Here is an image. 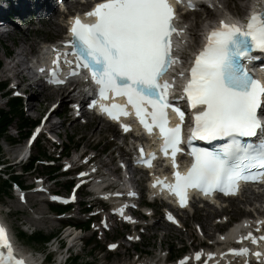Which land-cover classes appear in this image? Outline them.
<instances>
[{"label": "snow or ice", "instance_id": "snow-or-ice-1", "mask_svg": "<svg viewBox=\"0 0 264 264\" xmlns=\"http://www.w3.org/2000/svg\"><path fill=\"white\" fill-rule=\"evenodd\" d=\"M188 7L196 6L190 3ZM84 15L93 17L94 22L84 23L79 16L73 18L69 28L72 38L65 42L69 51L63 54V63L75 64L74 68L70 67V76L81 75L80 70L87 69L92 82L98 86L101 100L109 99L110 93L113 97H126L125 105L101 103V112L117 120L121 115H129L130 106L145 129L151 132L153 127L159 128L163 138L161 151L167 156L171 150L172 166L178 169L175 157L180 151L185 114L170 104L169 92L175 80L183 78L187 83L182 91L191 108L196 110L189 142L228 140L215 151L193 149V159L186 172H173L174 184L165 185L157 180L154 187L168 188L184 206L190 189L205 195L219 191L235 196L241 182L264 179V117L258 114L264 103V82L252 77L245 66L246 61L253 59V50L264 52V12H253L243 26L221 19L219 27L207 33L203 49L189 58L190 76L184 71L169 75L170 69L174 71L173 65L182 62L180 55L173 51L172 36L183 32L174 23L176 13L171 0H99ZM54 51L52 82L63 83L59 78L61 53ZM69 55L74 61L67 59ZM95 103L94 100L90 107ZM169 107L180 118L174 128L167 127ZM146 117L151 118L150 122ZM121 127L124 132L130 131L128 124ZM258 136L259 143L255 144L239 139ZM140 153V162L151 165L154 157H144L143 149ZM24 199L21 194V200ZM168 218L172 219L170 215ZM258 224L264 226V221ZM247 238L255 244L257 239L264 240V235L256 238L249 232ZM109 248L115 249L116 245L111 244ZM230 251L246 254L248 249ZM212 255L209 253V257ZM200 257L201 253L195 254L197 260ZM187 259L179 264H185ZM0 264H25L14 255L13 244L3 226H0Z\"/></svg>", "mask_w": 264, "mask_h": 264}, {"label": "rangeland", "instance_id": "rangeland-1", "mask_svg": "<svg viewBox=\"0 0 264 264\" xmlns=\"http://www.w3.org/2000/svg\"><path fill=\"white\" fill-rule=\"evenodd\" d=\"M226 1V0H225ZM241 2V0H227V4L225 3V6L227 7V9L234 15H243L245 13L244 12H240L239 10H237V5L238 3ZM198 16H202L201 14H198ZM200 19H204V17L202 16ZM188 24L189 25H193V15H190L188 17ZM214 20L213 18H211V21ZM199 23H196L194 25V27L196 28V31H198L200 29L199 27ZM34 30L37 29V26L33 28ZM51 31L52 29L49 27V26H44L41 31H39L38 33L35 32L34 34H30L29 35V39L31 41L34 40V39H37L38 41L40 40H50V38H52V40H54L55 38H59L60 35H54L53 37H49L51 35ZM49 35V36H48ZM16 38L18 40V43L20 42L19 40V35H16ZM36 45V44H35ZM9 50H13V47H12V43L10 41H6V45H5ZM0 53H1V47H0ZM1 56V54H0ZM38 101L39 103L35 104L34 107L36 108H39V109H42V111L44 112L46 110V108L50 105L51 102L54 101V98L52 99H49L47 101V103H41L40 100L43 99V95L42 96H38ZM1 102H0V108L1 107ZM27 114H30V115H33L32 112H29ZM97 126V123L94 122L92 124V127L90 129H86L82 126H78L76 130H72L70 129L69 131H66V133L68 132H72L74 133V135H78V136H81V135H87V137L90 136V133L93 132L94 128ZM16 127L15 124L12 125L11 127V133H12V130ZM63 130V129H62ZM106 131H108V129H105L103 133L106 134ZM68 136H70L68 134ZM0 146H1V151H0V159L1 158H5L6 154H5V150L7 149V147L5 146V143H3V139L0 140ZM28 183V182H27ZM8 196L11 197V194H10V190H8V194L6 195H0V203H3L4 205H6V210H9L10 206L12 207L13 210L16 211V208L14 205H16L15 201H12L8 198ZM255 200H254V204H255ZM14 204V205H13ZM231 204L233 205H238L240 206L242 209L245 208L244 207V204H241L237 201H233L231 202ZM43 209V208H42ZM23 211V209H21ZM36 211L39 212V208H36ZM33 212V211H32ZM3 216L5 218H7V221L9 222V224L12 226L13 228V231L16 233L17 237H18V240L20 241L21 244H23L25 246V248L27 249H33V250H39V249H43L44 246H41V245H37V244H30L29 241L27 239H22L20 237V235H18V231H20V228H19V225H20V222H27L28 219H32L30 216H27V214L24 213V211L22 213H20V211H17V212H14L12 213V215H9V216H6V213L3 212ZM195 220H197L199 223L201 224H204L205 222H203L205 220V213L204 212H197L196 215L193 217ZM212 217H210L211 219ZM207 223H208V220H207ZM162 234H165V239L167 240V243H170V241L172 240H175V238H179V237H182V238H185V234L182 232H178V231H175V230H166V229H163V228H158V238L154 241H152L151 239H146L147 241V244H145V246H148L150 247L152 244L154 246V248H157L159 246V244L161 243L162 241ZM40 244V243H39ZM162 247H164V245H161ZM88 251H85L83 253V255L87 254ZM89 256V254H87ZM98 257H100V255H98ZM95 259H97V254H95ZM90 260V259H88ZM81 262H83V260L81 259L79 261V264H81ZM97 263L99 264L100 261H97Z\"/></svg>", "mask_w": 264, "mask_h": 264}, {"label": "bare ground", "instance_id": "bare-ground-1", "mask_svg": "<svg viewBox=\"0 0 264 264\" xmlns=\"http://www.w3.org/2000/svg\"><path fill=\"white\" fill-rule=\"evenodd\" d=\"M213 2L217 1V0H212ZM251 0H241V2L238 3L237 5V10H239L240 12H244L246 11V9L249 7V3ZM227 4V1L223 0V3L219 2V4ZM226 9V8H225ZM189 15H194V16H198V14L193 13V14H187L186 16ZM217 16H220L219 13H214L211 14L209 17L204 18L202 20H199V27L200 30L198 31H203L202 29L208 24V20L211 21V18H215ZM230 14H228L229 16ZM49 27L52 29L51 33L55 34V35H60L63 32V27L59 24V23H55L54 21H49ZM190 36H192L194 38V40H198V38L200 37L198 32L195 31V28L191 26L190 28ZM191 37V38H192ZM30 39L28 38V36L26 35L24 38H22L20 40L21 45L17 46V48H19L20 50V54L24 57L27 58L29 56V54H31L33 52V48H35V43L32 41L30 42ZM16 58V56H14ZM14 59V58H13ZM21 60L18 59L17 62L15 63V76L18 77L19 75H22V77H24V73L21 69ZM49 96H54L52 94H49ZM104 127V126H103ZM102 130L101 127V120H99V125L97 124V126L95 127V129L93 130L92 135H96L98 132H100ZM257 198V197H256ZM203 222H205L204 224L207 225V219H205ZM73 240V239H72ZM74 243V242H73Z\"/></svg>", "mask_w": 264, "mask_h": 264}, {"label": "trees", "instance_id": "trees-1", "mask_svg": "<svg viewBox=\"0 0 264 264\" xmlns=\"http://www.w3.org/2000/svg\"><path fill=\"white\" fill-rule=\"evenodd\" d=\"M10 109H12V112L15 113L17 111V103L15 101H12L10 103ZM12 121V118L9 117L8 112L0 111V132L2 129H5L6 126H8ZM39 238H44L42 235H38ZM46 239V238H44Z\"/></svg>", "mask_w": 264, "mask_h": 264}]
</instances>
